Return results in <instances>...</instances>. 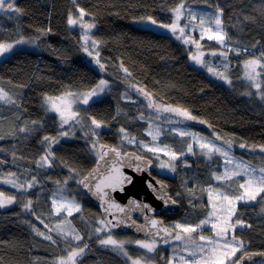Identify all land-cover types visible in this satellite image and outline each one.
Returning <instances> with one entry per match:
<instances>
[{"label": "trees", "instance_id": "trees-1", "mask_svg": "<svg viewBox=\"0 0 264 264\" xmlns=\"http://www.w3.org/2000/svg\"><path fill=\"white\" fill-rule=\"evenodd\" d=\"M183 2L208 4L222 10L226 40L232 46L231 50H226L229 67L225 75L230 76L229 84L192 64L187 47L172 35L146 30L133 23V19L145 16L171 22L170 10L181 0H15L16 6L23 10L22 15L0 13V40L11 42L33 38L36 42L35 49H14L10 57L0 59V86L9 92L12 88L17 92V103L7 113H13L12 118L24 114L28 122H40L34 125L33 135L24 134L21 148L8 141L9 150L12 145L16 149L0 152V160L5 161L0 164V172L16 173L26 179L37 176L38 181L33 188L19 191L0 185V192L18 199L17 203L0 208V264H57V258L66 257L70 248L83 247L84 244L88 248L77 264H129L111 246L99 244L102 235L95 229L100 227V212L78 182L97 160L90 141L97 139L104 146L120 145V128L126 129L135 139L147 138V123L139 119L140 114L146 113L143 111L146 103L143 93H150L151 99L162 104L186 109L196 117L188 125L201 133L219 137L223 144H227L226 141L232 146L245 144V148L235 149L236 154L253 165L264 167V154L259 151V146L264 145V71L259 75V90L240 77L245 61L264 52V0ZM80 9L95 23L90 34L92 40L98 42L104 71L87 61L82 50V32L68 24L69 17L80 13ZM196 36L201 48L221 49L217 42L200 41L199 34ZM103 79L110 86L99 98L102 103L90 102L80 117L81 121L95 117L107 127L97 130L96 136L91 133L86 136L81 123L64 125L62 130L70 135L53 145V166H37L36 159L47 149V145L41 143L42 138L58 136L61 131L58 116L46 111L43 97L90 90ZM138 89L142 90L141 95ZM126 94L131 100L125 98ZM253 147L256 151L252 150ZM206 162L209 163L200 159L199 170H196L202 186L208 182L205 169L211 168L204 164ZM193 168L182 170L185 172L183 175L179 173L181 179L159 176L169 185L172 196L178 194L174 198L181 204L179 211L163 214L166 223L182 218H188L183 223H196L206 213V210L186 205L183 185L190 186ZM67 180L65 194L81 205V211L69 219L83 237L82 242L70 237L65 240L62 234L52 240L45 239L49 235L44 229L52 227L47 217L59 219L64 216L52 214L49 195L58 190L57 181L62 185ZM25 198L32 202L28 211L23 209ZM230 225L233 227H230L228 238L237 243V248L242 244L232 260L247 252H264V210L259 203L238 204ZM157 259L159 264H166L161 253ZM225 264L230 261L226 259Z\"/></svg>", "mask_w": 264, "mask_h": 264}, {"label": "snow or ice", "instance_id": "snow-or-ice-1", "mask_svg": "<svg viewBox=\"0 0 264 264\" xmlns=\"http://www.w3.org/2000/svg\"><path fill=\"white\" fill-rule=\"evenodd\" d=\"M185 10V4L183 0H181V3L174 9H171L170 11L174 13L175 19L170 24H160L157 22L155 18L152 16L147 17H140L138 20H135L134 23H138L141 25H144L146 30L149 27H159L163 29L170 30L173 34H175L177 31H179L181 34L185 32V28H191L195 27V25L186 24L184 27L179 26V21L184 15ZM0 13L5 14H11L15 13L17 16L23 14V10L16 6L15 0H0ZM84 10L80 9V16H84ZM220 14H222V10H220V13L217 14L215 18V28L216 31L213 33V35L208 36L209 40L215 39L218 41L221 45H224L226 34H223L221 31V24L222 21L220 19ZM188 15L191 18V21H195L197 19V15L195 12H189ZM11 18V17H10ZM77 21L72 19L71 16L68 19V24L73 25L76 24ZM205 21L203 17L200 19V26L202 27L204 25ZM87 28H92L94 25H87ZM50 31V29H49ZM207 31V30H204ZM46 34V33H44ZM178 39H183L185 44H195L197 49L200 48L199 41L192 39V38H186L183 35L180 37H177ZM203 32L201 34V39H203ZM34 44L35 41L25 40L23 38L6 42L0 40V59L5 57H10V55L14 52V49L18 45L22 44ZM88 40L87 37H85V44L82 46V50L84 53H86L89 57H93L94 63L99 66V69L101 71L105 70V65L101 63L99 58V52H95V55H93L92 51H89V48L87 46ZM98 42L92 41V47L96 48ZM255 47V45H253ZM231 50V49H230ZM244 52H247V49L243 50ZM212 56H216V52L210 53ZM239 54V53H238ZM219 55L226 56L225 52H220ZM190 59L194 61L197 65H200L204 68H207L208 72L211 73L214 76H217L221 79L226 80L228 83L229 81L225 75L224 72H219L215 68L209 66L204 59V53L199 52V54L196 55H190ZM225 70L227 69V64L224 65ZM245 70H246V76L250 81L254 82V87L257 89L261 88L260 83H256L257 77L260 75V72L257 71L259 68L261 71H264V52L260 53V56L254 59H250L245 61L244 64ZM125 72H127V69H124ZM108 87V82L105 80H101L95 88L86 91V92H72V91H66L61 96L52 98V97H45V103L50 105V108L48 110L54 111L59 114L60 118V127L61 131L58 136H44L42 138L41 143L47 145V149L45 151V154L40 157L39 160L36 161L37 166L39 167H52L54 162V153L52 151L53 145L59 144L60 138L67 137L70 135L69 132L63 131V126L70 124V122L75 124L81 123V117L79 112L73 110V105L82 106V105H89L91 103H102V100L99 99L102 93H104L105 89ZM141 91L142 90H138ZM146 98L149 99V103L147 105L148 108H156L158 112H168V113H175L177 116H181L186 120H195L196 117L192 116L186 109H179V108H173L171 106L161 107L160 105H156L151 100V94L150 93H143ZM262 98H264V94H262ZM0 101H4L6 103H12L11 97L8 95L7 92H5L3 89H0ZM119 114V113H118ZM144 117L141 115L140 119H143ZM90 121V132L92 136L97 135V130H100L102 128L107 127V125L100 120H97L95 117H88ZM203 123V121H201ZM39 121H31V125H38ZM35 131L34 127L31 126H24L20 127L17 130L9 133V135L15 136L17 132L21 134H30ZM120 133L122 134V141H127L128 144L137 143L138 146L147 148L149 152H152L154 155L162 151L158 148H152L148 147V145L143 144L142 142L136 141L134 137H129V134L127 133L126 129L120 128ZM174 131H177L174 129ZM160 134L159 129H157V132L155 135H153L151 132H149V135H152V140L155 141L157 139V136ZM88 135L87 133L85 134ZM179 135L184 136H191L193 139H196L195 134L188 133L186 131H179ZM5 137L0 136V140H3ZM27 138V136H25ZM219 139V137H217ZM228 145V148L231 149L232 145L230 142H225ZM97 141H94L92 143V148H96ZM200 148L202 150L207 149V151L204 153L209 158L213 155V153H220L223 155L227 163L231 164L232 160L228 157V151L223 150L221 147H218L215 143L209 142V143H201ZM104 146H101L103 148ZM240 148H245V144H240ZM253 151H256V148L253 147ZM259 151L261 154H264V145L259 146ZM0 152H3V149H0ZM188 152H192V145H188ZM109 153H112L115 155V157L120 158L121 153L119 149L112 147L108 149L107 151L103 152V156H108ZM165 155H168L170 157L169 162H161L159 167L161 169H169L172 172L176 171L175 162L180 159L184 154L180 153L179 155L175 151L171 152H165ZM13 156L15 157V153H13ZM103 158V157H102ZM131 159V158H130ZM142 157L135 156L134 161H141ZM5 163V161L0 160V164ZM151 161H145L144 165L137 163L135 165V171L141 172L145 170V167L147 164H150ZM131 166V165H129ZM236 171L232 173L230 176L227 169L225 173L222 176L213 174L214 178L216 180H224L228 181L231 180L233 176H239L241 173H243L244 176L247 177V180L244 183L239 184V188L243 191L240 194L235 195L234 197L229 196L227 192H220L218 194L217 199L222 200L226 203L229 209V216H231L234 213L235 210V203L236 202H246V201H255L258 196H260L262 193H264V167H261L259 169L251 168L248 165H241L236 164ZM98 169L95 170L93 173H90L89 176L84 177V179L80 180L78 183L83 185L84 188L88 189L92 195L98 196L99 199L102 202V207H104V212L108 215L113 216V222L112 220L105 221V219H100L99 224L101 227H97L95 229V232L97 234L101 232L107 233L106 239H99V244L102 247H108L111 246L112 250L127 257L128 259H131V257H128V253L125 250V244L130 243L131 241H118L114 239L111 235V228H116L120 226H127V221L131 219V213L134 211H140V212H153L154 209L151 208L150 205L146 203H141L135 199L129 200L128 205L121 206L120 204L115 203L111 200L110 192L116 191L119 189V191H124V185L125 184H131L133 182V177L126 176L124 173H122L119 169H113L111 172H109L107 175H97ZM36 177L33 176L31 181H28L25 183H18L16 178V173H9L8 179L4 180L3 183L10 184L13 188L18 190H24L25 188H32L35 186ZM59 184L60 182L57 181ZM65 184L67 181L64 182ZM159 183V182H158ZM149 188H151L154 192L157 193V198L162 200L164 204L167 206L168 204H175L176 201L172 200L170 197L167 196L166 193L160 194L163 192V186H161L160 189L155 188L151 182L148 183ZM16 202L15 197H4V194L0 192V208H4L8 205L13 204ZM31 201H28L24 207L25 209L30 208ZM210 203H211V197H210ZM53 208L55 209L56 214H62L63 212H66L68 216H71L73 212H80L81 207L78 203L75 202V200L68 201L63 196H59L58 199L52 200ZM115 210L116 212H119L123 214V218H117L112 210ZM216 215V205L213 204L212 210L208 213V218L201 220L199 224L192 225V224H174L173 227L175 229H178L179 231L173 236L171 232H168L165 228L158 227V221L155 219L149 220L148 224L146 226H141V228H138V230H143V227H147L149 230L156 229L155 236L159 237L161 232L165 233V236L163 238V243L167 244L169 243V237L176 240V241H182L187 239L188 243H191L193 245V249L189 251L187 248H185V251L189 252V259H192L194 264H225V260L228 259L230 261V264H241V261L248 259L251 260L253 256H260L264 257V252L261 253H253L251 255L245 253L243 256H241L238 260H232L231 258L235 256L236 252L240 251L242 248L234 247L233 244L225 243L224 248L230 249V251H224L221 253H217L216 247H208L210 245H219L218 239L208 238L207 239V245L205 244H198L196 241L191 239V235L195 232H197L199 229H202L206 225H211V229L215 232L216 237H225L228 234L229 228L233 227L232 225L227 224V221H225L226 226H218L217 223H212V218ZM39 219V217H38ZM146 220L148 218L146 217ZM237 223H240L239 221ZM110 226V227H109ZM132 226H135V222H132ZM58 231L63 234L64 239L68 240L69 237L71 240L74 241H83V237L80 236L78 233H75L73 231H69L67 233L64 232L62 228L57 227ZM181 233H184L185 235H181ZM39 235H44V233L38 232ZM45 239L52 240L51 236H45ZM200 241H205L204 236H200ZM55 243V241H52ZM135 243L142 249H146L148 253L154 252L156 250V242L153 240L152 243H148L145 241L137 240ZM207 247V252H206ZM88 248L87 244H84L83 247H77V248H70L67 252L66 258H61L57 262V264H77V260L79 257H81L85 250ZM210 253L211 255H208ZM197 257H199L197 259ZM181 259H184V257H181ZM131 264H141V261L139 259L132 260ZM168 264H172V260L170 259L168 261ZM187 264V261L185 262ZM262 264H264V261H262Z\"/></svg>", "mask_w": 264, "mask_h": 264}, {"label": "rangeland", "instance_id": "rangeland-1", "mask_svg": "<svg viewBox=\"0 0 264 264\" xmlns=\"http://www.w3.org/2000/svg\"><path fill=\"white\" fill-rule=\"evenodd\" d=\"M184 4H185L184 15L182 16V18L179 21V26L184 27L186 24H189V22H191V24L195 25V27H191V28L186 27L185 32L183 34H181L179 31H177L175 34H173L170 30L159 28V27H149L148 29H152V30L157 31V32L172 35L176 41L184 44L187 47L189 58H190V55H196V54H199V52H203L205 62L209 66L215 68L219 72H224L226 74V70L229 67V62L226 59L227 55L221 56V55H219V53L225 52L227 54L226 50L232 48V46L227 43L226 38H225L224 45H221L215 39H212V40L208 39V36L213 35V33L216 31L214 22H215V18L217 16V14L220 13V9H216L213 6H210L208 4H203V3H184ZM172 9H174V8H172ZM189 12H195L196 13L197 19L195 21H191V18L188 15ZM171 14H172V21H173L175 19V16H174V13L171 12ZM145 17H147V16H145ZM201 17H203V19L205 21V23L202 27L200 26ZM71 18L77 21V23L71 25V27L72 28H78L82 32V40H83L84 44H85V37H87V40H88L87 46L90 47L91 49H95L92 47V41H94V40H92V37L90 34V32H92L95 28V23L92 20V18L86 14H84V16L81 17L80 13H74L73 16H71ZM138 19L139 18L133 19V23L135 20H138ZM220 19L222 21V14H220ZM172 21L171 22H164V21L157 20V22L160 24H170V23H172ZM134 24L137 26L145 28L144 25H141L138 23H134ZM87 25H94V27L89 29L86 27ZM204 30H207V31H204ZM221 31L223 34H226V31H225L224 26H223V22L221 24ZM202 32H203V36H204L203 39L217 42L220 45L221 49L210 51V50H205V49L201 48V46L199 49H197L195 44H185L183 39L177 38V37H180L181 35H183L186 38H192V39L197 40L196 35L199 34V36L201 38ZM23 39L30 40V41L35 40L33 38H30V39L29 38H23ZM201 40L202 39H200V41ZM197 41H199V40H197ZM35 47H36V42L34 44L29 43V44L18 45L15 49H18V48L35 49ZM90 48H89V51H92L94 54L97 51L99 52V45L98 44H97V47L95 50H91ZM212 52H216L217 55L212 56L210 54ZM190 61L195 66H197L201 69H205L208 72L207 68H204L200 65H197L191 59H190ZM225 64H227L226 70L224 67ZM257 71L261 73V70L259 68L257 69ZM245 73H246V70L244 67L242 69V72L240 73V77L243 80H245L246 83L254 85V82L250 81ZM209 74L211 76H214L211 73H209ZM214 77L220 81H223V82L229 84L224 79L218 78L217 76H214ZM227 79L230 81L229 75L227 76ZM105 81H107V80H105ZM255 82L260 83L259 76L257 77V80ZM109 86H110V83L108 82V87L105 89V91L109 88ZM17 88H18V95H19L20 87L18 86ZM93 88H95V86ZM0 89H3V87L0 86ZM3 90L8 93V95L11 97L13 102L12 103H6L4 101H0V136L5 137L3 140H0V149L2 148L4 152H10V150L13 151L14 148L16 149V147H14L13 145H15V146L18 145V148H21L23 146L24 134L17 132V134L15 136H13V135H9V133L17 130L20 127H24L26 125L31 126V127H34V125L30 124L31 121L30 122L27 121V118L24 117V114H21L17 117L12 118L13 113L12 114L7 113L8 111L12 110V108L17 103L16 98H15L17 92L13 88L10 92L5 90V89H3ZM86 91H89V90H86ZM86 91H72V92L80 93V92H86ZM105 91H104V93H105ZM104 93H102L99 98H101L104 95ZM62 94H60V95H46L43 97V105H44L46 111L57 115L58 118H59L58 113L48 110L50 108V105L45 103V97L56 98V97L61 96ZM138 94L141 95L142 92L139 91ZM125 98L131 100V97L127 94L125 95ZM151 100L154 104L160 105L161 107L171 106V105L162 104V103L155 101L153 99H151ZM145 101H146L145 106H144L145 110H143V111H145L146 113L140 114L139 119L142 115L144 118L140 119V120L145 121L147 123L146 129H145V134L147 135V138L145 140L136 139V141L142 142L143 144L148 145V147L161 149L162 151H159L154 155L152 152H149L147 150V148H143V147L138 146L137 143L128 144L127 141H122V140L120 142V145H118L116 143H113L111 145H113L114 147H117V148H121L125 151L126 150H129V151L134 150L137 153H139L140 155L151 158L154 161L153 173L158 174V175L160 174L161 176H163V175L164 176H170V177L171 176L172 177L177 176L178 179H181L182 176H179V173L183 175L182 172H185L182 170H189L190 168L194 167L192 169L194 172L192 173L191 180L189 182L190 186L188 187L186 185H183L184 197L187 199L186 205H189L190 208H193V209L194 208L200 209V211L206 210V213L203 216H201L196 223H191L192 225L199 224L201 220L208 218V213H209V211L212 210L213 204L216 205V215H215V217L212 218V223H217L218 226H226L225 221H227V224L230 225V219L235 214L236 207L240 203H243V204H258L259 203L261 205L262 209L264 210V193H262L260 196H258L255 201L236 202L234 213L231 216H229V209H228V206L226 205V203L223 202L222 200L217 199L218 194L220 192H227V194L229 196H232V197H234L237 194H240L243 190L239 188V184L244 183L247 180V177L244 176L243 173H241L239 176H233L231 180L224 181V180H216L213 176L214 173L216 175L222 176L227 169L229 175L231 176L232 173L237 170L235 167L236 164L248 165L251 168H256V169L261 168L260 166H256V165L249 163V161H247L245 158L241 157L240 155H237L235 152V149L239 150V146H232L231 149H229L227 144H223L217 138H214V137L209 136L207 134H203L200 131H198L195 128L188 125L190 122L193 123V120H186L181 116H177L175 113H168V112H162V111L158 112L156 110V108H148L147 107V105L149 103V99L146 98ZM86 106L87 105H82V106L73 105V110L77 111V112H79V114H81V112L85 109ZM171 107L179 108V107H175V106H171ZM179 109H182V108H179ZM4 115H7V116H4ZM59 120H60V118H59ZM81 124H82V128L85 127L83 130L84 135L86 133H91L90 132L91 125H90V121L88 119L81 121ZM157 129H159L160 134L157 136V139L155 141H153L152 135H149V132H151L153 135H155L157 132ZM174 129L177 131H174ZM179 131H186L188 133L195 134L196 139H193L191 136L182 137L179 135ZM30 134L33 135L34 132H32ZM8 141H11L13 144V145L11 144L12 146L10 147V150H9V147H7ZM94 141H97L96 148H92V143ZM209 142L215 143L218 147H221L223 150L228 151V157L232 160V163L231 164L227 163L226 158L223 155H221L220 153H213V155L211 156V160H210V158L204 154L207 151V149L202 150L199 146L201 143H209ZM189 144L192 145V152H188V145ZM1 145H2V147H1ZM90 145H91L92 152L94 153V155L96 157H98L101 150H102L101 146H104V144L100 143L97 139H95L93 141H90ZM3 146H4V148H3ZM123 147L127 148V149H124ZM171 151H175L178 155L180 153L184 154L180 159H178L175 162V167H176L175 172H172L169 169H161L159 167L161 162H165V163L169 162L170 157L168 155H165V152H171ZM44 154H45V152L42 155H44ZM39 159H36V160H39ZM200 159L207 160L209 163L206 162L204 164L211 166V168L205 169L204 174L206 175L208 182L205 183L204 186L201 185V181H198V172L196 171V170H199L198 165H199ZM212 159H214V160L212 161ZM207 165H205V166H207ZM8 174L9 173H7V172H3V171L0 172V185L13 188L10 184L3 183L4 180L8 179ZM35 177L37 178V176H35ZM16 178H17L18 183H25V184L28 181L32 180V178L31 179H26V177L22 178V177L18 176V174H16ZM21 181H23V182H21ZM35 183H38V181L36 180ZM67 183H69V180H67ZM66 184L65 183L62 185L58 184L56 186L58 190L52 191L51 195H49L52 214L56 215V216L64 215L63 217H61L59 219H52L50 216L47 217V219L49 221H51L52 227L51 228L46 227L44 229V232H46L52 238L53 237L58 238L60 236L61 232L56 230L58 226H59V228H62L65 233L74 230L75 233H78L80 235V233L76 230V228L73 226L72 222L70 221V219H69L70 216H68L66 212H63L62 214H59V215L56 214L55 209L53 208V205H52V200L58 199L59 196H63L68 201L75 200V199H73V198H71L65 194L64 190H65ZM26 189H30V188H26ZM16 190H18V189H16ZM177 195L178 194H175V195H173V197H176ZM8 196L9 195H4L5 198ZM210 197H211V203H210ZM23 201H24V205H25L28 201H31V200L28 198H25ZM17 202H18V199H16V202H14L13 204H15ZM75 202L78 203L76 200H75ZM13 204H11V205H13ZM78 204L80 205V203H78ZM11 205H8V206H11ZM80 207H81V205H80ZM23 209L25 211L30 210V208L25 209V207ZM43 213H45V215H48L46 213V211H44ZM74 213H76V212H73L72 214H74ZM186 219H188V218H185V219L182 218V220L169 221L168 224L171 226H173L174 224H177V223L188 224L186 222L185 223L182 222L183 220L186 221ZM100 227H101V225H100ZM176 230H177V232L179 231L178 229H176ZM229 230H230V228H229ZM99 234L102 235L101 239L107 238V233L101 232ZM111 235L114 239H116L118 241H131L130 243L125 244V250L128 253V257H131V259H128L127 257L122 255L124 258H126L128 260L129 264H131L132 260H137V259H139L141 261V264H159L158 259H157V256L159 255V253L162 254V258L165 259L166 264H168V261L170 259L172 260V264H185L186 261H187V264H194L193 260L189 259V252L184 250L185 248H187L189 251H191L193 249V245L191 243H188L187 239L182 240V241H176L172 238H168L169 243H167V244L163 243V240H155L156 245H157L156 250L154 252L148 253L146 249L140 248L135 243V241L140 240V241L152 243L153 239L151 240L148 238L135 236V235L129 234V233L125 234V235H120L117 232H114L112 230H111ZM181 235H185V234L181 233ZM200 236H204L206 238L205 241H200V239H199ZM228 236H229V231L225 237H216L215 232L211 229V225L209 224V225L204 226L202 229H199L197 232L193 233L191 235V239L196 241L198 244H205V245H207V239L208 238L218 239L219 245H210L208 247H216L217 253L219 254V253L224 252V251H230V249H226L223 247L225 243L233 244L234 247H237V243L235 241L230 240L228 238ZM206 252H207V247H206ZM208 255H211V254L208 253ZM181 257H184V259H181ZM61 258H66V257H59V258H57L58 261ZM198 258L199 257H197V259Z\"/></svg>", "mask_w": 264, "mask_h": 264}, {"label": "water", "instance_id": "water-1", "mask_svg": "<svg viewBox=\"0 0 264 264\" xmlns=\"http://www.w3.org/2000/svg\"><path fill=\"white\" fill-rule=\"evenodd\" d=\"M85 58L94 67L99 69V66L94 63L93 57H89L85 53ZM112 147L113 146L105 145L102 148L100 155L95 162V165L91 168V170L87 173L86 176H89L90 173H93L97 169L99 170L97 175L100 176L107 175L114 168L119 169L122 173H124V175L133 177V182L131 184H125L123 192L119 191V189L110 192L111 200L117 204H120L121 206H126L128 205L129 200L135 199L141 203H146L150 205L151 208L154 209V211L143 212V213L140 211H134L131 213V219L127 221V226L122 225L120 227L111 228V230L117 233H130L139 237H144L153 240H163L165 236L164 232H161L160 236L156 237L154 235L156 229L149 230L147 227H143V230H138V228H141V226H146L149 220L155 219L158 221V227L167 229V231L171 232L174 236L176 234V229L170 226L169 224H167L162 218V215L166 211H173V212L179 211L181 208V204L173 196L170 195V190L168 185L153 174L152 171H153L154 161L149 157L140 155L134 150L123 151L120 148H117L121 153L120 158L115 157V155L112 153H109L108 156H103V152L107 151ZM135 156L142 157V160L134 161ZM145 161H151L150 164L146 165L145 170L141 172L135 171V165L137 163H140L143 166ZM84 177L82 179H84ZM149 182H151V184L157 189H160L161 186H163V192L160 194L166 193L167 196L170 197L172 200H175L176 203L175 204L170 203L166 206L162 200L157 198V193L154 192L151 188H149L148 186ZM80 186L87 194L92 204L100 211L101 218L105 219V221L112 220L113 222H115V220H113L112 215H108L104 212V207H102V202L99 199V197L92 195V193L88 189L84 188L83 185L80 184ZM112 211L117 218H123V214L116 212L114 209ZM146 217L148 218V220H146ZM133 221L135 222V226H132ZM253 253H261V252H247V254L249 255ZM259 260H264V257L253 256L251 260L245 259L241 261V264H254Z\"/></svg>", "mask_w": 264, "mask_h": 264}, {"label": "clouds", "instance_id": "clouds-1", "mask_svg": "<svg viewBox=\"0 0 264 264\" xmlns=\"http://www.w3.org/2000/svg\"><path fill=\"white\" fill-rule=\"evenodd\" d=\"M114 147V146H113ZM115 148H117V147H115ZM121 149V148H120ZM123 150V149H122ZM124 151V150H123ZM126 151H129V150H126ZM100 155V154H99ZM99 157V156H98ZM97 157V158H98ZM95 165V164H94ZM154 167V166H153ZM153 172V171H152ZM154 174V173H153ZM87 175V174H86ZM85 175V176H86ZM155 175V174H154ZM156 176V175H155ZM156 177H158L160 180H162L159 176H156ZM162 181H164V180H162ZM165 182V181H164ZM166 183V182H165ZM167 184V183H166ZM168 185V184H167ZM168 187H169V185H168ZM170 189V188H169ZM83 190V189H82ZM84 191V190H83ZM86 194V193H85ZM87 195V194H86ZM171 195V194H170ZM172 196V195H171ZM89 198V197H88ZM100 212V211H99ZM101 215V214H100ZM163 216V215H162ZM168 224V223H167ZM171 226V225H170ZM173 227V226H172ZM174 228V227H173ZM176 232H177V230H176ZM130 234V233H129ZM134 235V234H133ZM136 236V235H135ZM152 240V239H151Z\"/></svg>", "mask_w": 264, "mask_h": 264}, {"label": "flooded vegetation", "instance_id": "flooded-vegetation-1", "mask_svg": "<svg viewBox=\"0 0 264 264\" xmlns=\"http://www.w3.org/2000/svg\"><path fill=\"white\" fill-rule=\"evenodd\" d=\"M156 176H161L160 174L158 175V174H155Z\"/></svg>", "mask_w": 264, "mask_h": 264}]
</instances>
